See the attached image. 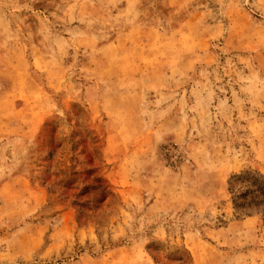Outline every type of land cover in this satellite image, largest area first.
Instances as JSON below:
<instances>
[{"label":"rangeland","instance_id":"374dc122","mask_svg":"<svg viewBox=\"0 0 264 264\" xmlns=\"http://www.w3.org/2000/svg\"><path fill=\"white\" fill-rule=\"evenodd\" d=\"M247 172L264 0H0V264H264Z\"/></svg>","mask_w":264,"mask_h":264},{"label":"trees","instance_id":"16d2710c","mask_svg":"<svg viewBox=\"0 0 264 264\" xmlns=\"http://www.w3.org/2000/svg\"><path fill=\"white\" fill-rule=\"evenodd\" d=\"M232 179L243 180L244 184L236 188L231 180L228 183L235 209L246 214H250L252 210L259 213V209L264 207V175L260 172H247Z\"/></svg>","mask_w":264,"mask_h":264},{"label":"crops","instance_id":"0c3cea01","mask_svg":"<svg viewBox=\"0 0 264 264\" xmlns=\"http://www.w3.org/2000/svg\"><path fill=\"white\" fill-rule=\"evenodd\" d=\"M249 218H252V217H249Z\"/></svg>","mask_w":264,"mask_h":264}]
</instances>
